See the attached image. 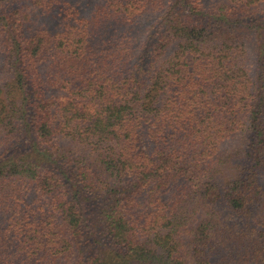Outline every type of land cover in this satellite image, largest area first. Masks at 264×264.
Here are the masks:
<instances>
[{
    "label": "trees",
    "instance_id": "trees-1",
    "mask_svg": "<svg viewBox=\"0 0 264 264\" xmlns=\"http://www.w3.org/2000/svg\"><path fill=\"white\" fill-rule=\"evenodd\" d=\"M83 1L0 0V264H264V0Z\"/></svg>",
    "mask_w": 264,
    "mask_h": 264
},
{
    "label": "rangeland",
    "instance_id": "rangeland-1",
    "mask_svg": "<svg viewBox=\"0 0 264 264\" xmlns=\"http://www.w3.org/2000/svg\"><path fill=\"white\" fill-rule=\"evenodd\" d=\"M95 1H102V0H84L83 2H84V4H92L93 5V3H95ZM254 58L252 59V62L254 63ZM251 62V64H252V67H253V63Z\"/></svg>",
    "mask_w": 264,
    "mask_h": 264
}]
</instances>
